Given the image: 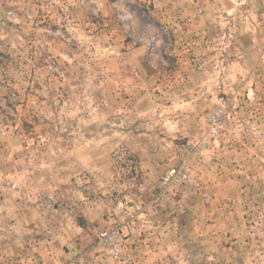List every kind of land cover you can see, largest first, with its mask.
I'll list each match as a JSON object with an SVG mask.
<instances>
[{
	"label": "rangeland",
	"instance_id": "374dc122",
	"mask_svg": "<svg viewBox=\"0 0 264 264\" xmlns=\"http://www.w3.org/2000/svg\"><path fill=\"white\" fill-rule=\"evenodd\" d=\"M0 264H264V0H0Z\"/></svg>",
	"mask_w": 264,
	"mask_h": 264
},
{
	"label": "built area",
	"instance_id": "2783aa9c",
	"mask_svg": "<svg viewBox=\"0 0 264 264\" xmlns=\"http://www.w3.org/2000/svg\"><path fill=\"white\" fill-rule=\"evenodd\" d=\"M223 106H225V107L227 106V101L226 100H223ZM220 113H221V111H217L216 113L212 114V116L210 118L212 126H218L219 125V123H220Z\"/></svg>",
	"mask_w": 264,
	"mask_h": 264
}]
</instances>
